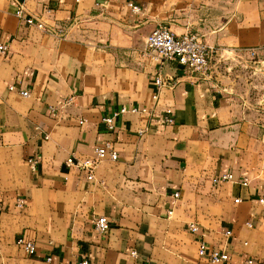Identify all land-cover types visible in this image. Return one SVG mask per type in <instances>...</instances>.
Returning a JSON list of instances; mask_svg holds the SVG:
<instances>
[{
  "label": "crops",
  "instance_id": "crops-1",
  "mask_svg": "<svg viewBox=\"0 0 264 264\" xmlns=\"http://www.w3.org/2000/svg\"><path fill=\"white\" fill-rule=\"evenodd\" d=\"M19 3L65 35L26 23ZM158 25L260 69L214 65L202 77L169 61L176 77L156 101L159 66L142 51ZM0 42L9 46L0 55V264L84 255L93 264H264V0H0ZM123 105L150 111L121 114L108 129L103 116ZM166 107L173 123L162 120ZM106 140L119 156L103 159L94 180L67 165ZM227 172L232 179L213 181ZM99 215L110 219L105 233ZM199 240L229 258L201 256Z\"/></svg>",
  "mask_w": 264,
  "mask_h": 264
},
{
  "label": "built area",
  "instance_id": "built-area-1",
  "mask_svg": "<svg viewBox=\"0 0 264 264\" xmlns=\"http://www.w3.org/2000/svg\"><path fill=\"white\" fill-rule=\"evenodd\" d=\"M79 1V0H77ZM134 10H139V5L130 3ZM16 15L25 20L30 25H35L38 28L46 31L47 33L64 36L65 30L60 26H49L42 16L29 13L26 11L24 5L19 3L16 8ZM9 52V46L5 42H0V55H7ZM144 54L150 55L158 64L159 70L154 76L155 90L153 92V98L158 101L160 92L163 88L173 85L174 80L168 81L162 74L163 63L165 60L173 61L182 65L189 74H195L202 77H208L213 72L211 63V47L208 43L197 33L187 32L178 34L171 27L165 25L156 26L147 36L146 46L142 51ZM255 52V51H254ZM13 88V85H11ZM22 94L28 95V90H22ZM72 100V97L67 99L68 102ZM144 112L150 111L147 105H123L119 109L114 110L110 114H105L102 118L103 123L106 124L108 129H113L116 126V119L119 115L127 112ZM166 114L162 120L166 123H173L175 121L174 111L171 107H166ZM86 118H81L80 123H83ZM119 156L118 150L110 140L104 141L102 144L97 145L94 149V153L89 155L78 156L75 154L70 155L66 159V163L69 167H77L83 171L87 178L94 180L96 178V168L99 163L106 157L117 159ZM27 162L32 169H36L38 160L36 157H28ZM233 178L231 172L223 173L215 176L213 181L219 183L221 181L229 180ZM102 184H105L104 180H101ZM176 196L179 195V191H175ZM237 201L239 198L236 199ZM260 203L264 205V195L258 197ZM27 203L25 196H19L16 201V205L24 207ZM3 208V202L0 199V211ZM173 210H169V215H172ZM249 226H252L250 221L246 222ZM110 227V219L107 215H99L95 220V228L100 233H105ZM189 228L192 231H199V224L197 222H191ZM231 231L228 230V233ZM16 242L23 247L28 254L32 255L36 252L37 248L33 240L27 239L23 235H19ZM198 251L201 256L207 257L212 262L226 261L229 258V253L224 249L210 248L206 241L199 240ZM131 254L138 256V251L133 249ZM48 261L52 260V256H47ZM253 257L246 259V264H253ZM77 264H93L91 259L84 255Z\"/></svg>",
  "mask_w": 264,
  "mask_h": 264
},
{
  "label": "rangeland",
  "instance_id": "rangeland-1",
  "mask_svg": "<svg viewBox=\"0 0 264 264\" xmlns=\"http://www.w3.org/2000/svg\"><path fill=\"white\" fill-rule=\"evenodd\" d=\"M253 53H255V52H252L251 55L254 58L253 60H255V55ZM256 57H257V59L260 58L258 56H256ZM249 59H252V58L250 57V58H248V60ZM211 62L213 64V68L215 65L216 68H218V69L222 68L224 66H229V64H232V68H231L232 70H233V68H238L242 72H244V71L245 72L246 71L252 72L254 70L256 71L257 69H260L258 66V63H256L255 61L253 63L248 62V64H245L244 62L236 60L235 58L228 57L226 55H221V54H218L216 52L211 53Z\"/></svg>",
  "mask_w": 264,
  "mask_h": 264
},
{
  "label": "water",
  "instance_id": "water-1",
  "mask_svg": "<svg viewBox=\"0 0 264 264\" xmlns=\"http://www.w3.org/2000/svg\"><path fill=\"white\" fill-rule=\"evenodd\" d=\"M180 66H182V65H180ZM163 67H164V69L162 71V74L164 75V77L166 78V80H168V81L174 80L175 77H176V72H175V70H172L171 69V64H170L169 60H165L164 61Z\"/></svg>",
  "mask_w": 264,
  "mask_h": 264
}]
</instances>
